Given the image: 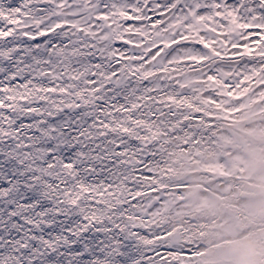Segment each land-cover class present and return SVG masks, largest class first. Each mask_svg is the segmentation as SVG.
<instances>
[{"label":"snow or ice","instance_id":"1","mask_svg":"<svg viewBox=\"0 0 264 264\" xmlns=\"http://www.w3.org/2000/svg\"><path fill=\"white\" fill-rule=\"evenodd\" d=\"M226 62L264 65V0H0V264H194L152 140L243 86Z\"/></svg>","mask_w":264,"mask_h":264},{"label":"rangeland","instance_id":"2","mask_svg":"<svg viewBox=\"0 0 264 264\" xmlns=\"http://www.w3.org/2000/svg\"><path fill=\"white\" fill-rule=\"evenodd\" d=\"M221 76L245 88L250 80L256 96L239 92L240 84L231 90L222 82L213 85L224 99L200 109L204 116L193 126L196 130L161 136L156 176L150 180L156 185L150 192L158 194L150 202L151 219L154 223L162 216L167 227L171 214L178 222L167 233L175 237L171 230L180 228L192 242L199 240L197 245L209 243L199 248L194 264H264V65L242 70L226 62ZM234 252L238 255L223 256ZM172 259L186 258L172 254Z\"/></svg>","mask_w":264,"mask_h":264},{"label":"bare ground","instance_id":"3","mask_svg":"<svg viewBox=\"0 0 264 264\" xmlns=\"http://www.w3.org/2000/svg\"><path fill=\"white\" fill-rule=\"evenodd\" d=\"M246 76V75H245ZM248 77V76H247ZM248 78H251V77H248ZM245 79H246V77L244 78V81H245ZM244 83H246V84H248V88H245L244 87V84H243V86H241L240 87V89L238 90L239 92H241V93H244V92H246V91H250V93L251 94H253L254 96H256V90L254 89V87H253V83H251V81L249 80V81H247V82H244ZM251 106V105H250ZM249 111H251V112H254V109L252 108V107H250L249 108ZM262 126L261 127H263L260 131H262V130H264V122L261 124ZM209 128H210V126H208ZM257 134V133H256ZM162 136H165V135H162ZM152 142H153V144H154V151L157 153V152H159V149L161 148V145H162V141H161V136H157V137H154L153 138V140H152ZM240 174V173H239ZM174 175H176V174H172V176H171V178H173V176ZM178 176V175H177ZM174 178H175V176H174ZM178 182H179V180H178ZM153 183V182H152ZM176 183V182H175ZM177 184V183H176ZM183 184H181V186H182ZM177 187V186H176ZM172 188L173 189H175V187H173V185H172ZM193 208L192 209H194V210H196V208L194 207V206H192ZM200 207V206H199ZM173 214V213H172ZM157 216V215H156ZM169 217H170V221H169V225L167 226V227H165V225H166V223L165 222H163V217L161 216V219H158L157 221H155L154 222V224H156V225H158V226H160V227H162V228H164V229H166V231H169L170 232V230H167L168 229V227H170V229L173 227V225L176 223V222H178L177 220H175L174 218H173V215H169ZM165 219L167 220V216H165ZM171 231H175V232H177V233H175L176 235H175V237H174V235H172L171 233H167V238H168V241H169V243L170 244H174L176 247H183L186 243H191L192 242V240H194V239H190L188 236H189V234L188 233H182L181 232V230H180V228H174V229H172ZM193 236H195V237H198L199 235H198V233H191ZM242 234V233H241ZM235 237H238V234H235L234 235ZM245 235L244 234H242V237H244ZM224 238V236H222V239ZM199 241V240H198ZM198 241H194L196 244H197V242ZM224 242H226V240H224ZM208 242H205V243H203V244H200V245H198L199 246V248L200 247H204V246H208ZM250 249L251 248H253V247H251V246H249V245H247ZM252 250V249H251ZM248 252V250H244V248H243V251H242V255H244L245 256V254H246V252ZM252 252V251H251ZM173 254H176V253H173ZM238 255L237 254V252H234V254H232V255H223L224 257H227V258H230V257H233L234 255ZM255 255V254H254ZM247 257H249L250 255L248 254V255H246ZM222 258V257H221ZM241 262V263H240ZM261 262V261H260ZM235 263H237V264H242V261H240V260H238L237 262H235Z\"/></svg>","mask_w":264,"mask_h":264}]
</instances>
